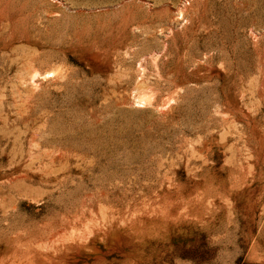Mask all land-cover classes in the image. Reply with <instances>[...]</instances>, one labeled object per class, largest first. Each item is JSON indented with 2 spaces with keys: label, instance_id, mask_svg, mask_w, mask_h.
<instances>
[{
  "label": "rangeland",
  "instance_id": "374dc122",
  "mask_svg": "<svg viewBox=\"0 0 264 264\" xmlns=\"http://www.w3.org/2000/svg\"><path fill=\"white\" fill-rule=\"evenodd\" d=\"M0 0V264H264V0Z\"/></svg>",
  "mask_w": 264,
  "mask_h": 264
},
{
  "label": "built area",
  "instance_id": "2783aa9c",
  "mask_svg": "<svg viewBox=\"0 0 264 264\" xmlns=\"http://www.w3.org/2000/svg\"><path fill=\"white\" fill-rule=\"evenodd\" d=\"M184 2L188 3V0H185Z\"/></svg>",
  "mask_w": 264,
  "mask_h": 264
}]
</instances>
